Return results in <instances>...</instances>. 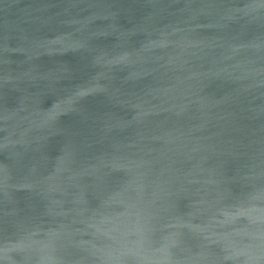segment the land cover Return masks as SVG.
I'll use <instances>...</instances> for the list:
<instances>
[{
  "label": "water",
  "instance_id": "obj_1",
  "mask_svg": "<svg viewBox=\"0 0 264 264\" xmlns=\"http://www.w3.org/2000/svg\"><path fill=\"white\" fill-rule=\"evenodd\" d=\"M0 264H264V0H0Z\"/></svg>",
  "mask_w": 264,
  "mask_h": 264
}]
</instances>
